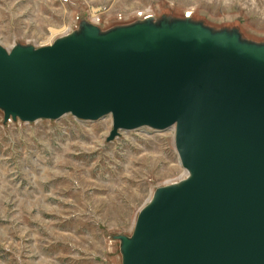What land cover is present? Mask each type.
I'll use <instances>...</instances> for the list:
<instances>
[{"label":"water","instance_id":"1","mask_svg":"<svg viewBox=\"0 0 264 264\" xmlns=\"http://www.w3.org/2000/svg\"><path fill=\"white\" fill-rule=\"evenodd\" d=\"M4 122L112 116L122 131L174 128L183 179L159 186L115 235L121 264H264V41L163 15L50 44L0 43Z\"/></svg>","mask_w":264,"mask_h":264},{"label":"rangeland","instance_id":"2","mask_svg":"<svg viewBox=\"0 0 264 264\" xmlns=\"http://www.w3.org/2000/svg\"><path fill=\"white\" fill-rule=\"evenodd\" d=\"M163 15L235 27L264 41V0H0V43L34 47L73 32ZM112 116L4 122L0 110V264H121L115 235H132L159 186L186 175L174 128L122 131Z\"/></svg>","mask_w":264,"mask_h":264}]
</instances>
